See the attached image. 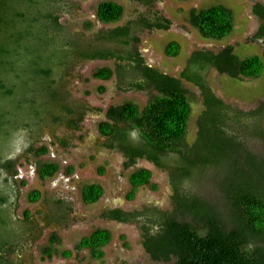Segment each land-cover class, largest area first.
I'll use <instances>...</instances> for the list:
<instances>
[{
  "label": "trees",
  "instance_id": "16d2710c",
  "mask_svg": "<svg viewBox=\"0 0 264 264\" xmlns=\"http://www.w3.org/2000/svg\"><path fill=\"white\" fill-rule=\"evenodd\" d=\"M62 1L0 0V229L13 221L18 198V187L13 178L15 158L12 153L3 154V150L10 145L12 133L25 126L22 114L27 107H33L36 100L29 85L31 77H25L24 60L31 53H47L46 48L54 40L50 28L56 30L58 27V9ZM135 1L149 7L153 0ZM253 12L260 25L250 39L261 42L264 53V5H255ZM95 14L103 23H115L122 17L123 7L115 1L104 0L96 5ZM153 18L151 21L141 15L137 20L116 25L98 36V41L112 42L117 48L79 47L70 40L64 41V45L70 47L67 61H64L66 65L77 60L111 58L115 68H97L92 77L107 80L115 75L119 90L151 91L141 107L132 101L109 105L104 112L105 119L98 123L105 147L121 152L125 167L144 158L161 169H172L173 210L149 217L159 224V230L151 232L144 226L143 246L152 258L174 259L175 264H264V161L257 159L240 138V123L244 120L259 118L261 123L264 121V100L256 108L242 111L217 97L206 81L207 70L212 67L231 77L256 78L263 70V60L258 54L240 58L234 53V46L228 44L217 52L193 50L177 76L167 74L149 66L136 49L137 38L133 31L138 27L167 29L170 26L169 19L164 16L156 13ZM188 21L203 38L212 40L224 38L234 27L232 9L222 3L191 8ZM179 51L176 41L168 42L164 49L168 56H176ZM34 64H31V72L35 77H43L47 87L55 82L52 61L45 59L43 66L37 61ZM58 64L63 66V59ZM182 80L197 86L203 97L204 109L198 117L197 137L192 144L186 141L191 99ZM56 99L55 105L65 114L75 112L63 105V93L57 94ZM83 110L77 108L75 117L66 119L68 127L77 126ZM59 119V116L54 117V120ZM226 119L236 123L230 130L232 133L225 132ZM132 134H137L138 143L132 141ZM249 136L264 141L263 130L249 133ZM30 137L34 138L33 135ZM25 150L30 151L31 146ZM32 150L34 155L46 152L45 147ZM241 154L247 158L249 169L241 171L233 166L222 180L216 179L223 198L222 209L213 202L181 192L185 179L204 178L208 170L217 169L220 164ZM171 158L174 164L169 163ZM36 167L41 179L53 176L59 169L52 161L37 162ZM151 175V170L146 167L135 168L128 176L130 190L126 198L133 199L141 186L155 188ZM102 194L103 187L97 182L81 187V198L86 204L96 202ZM39 196V191L33 189L28 200L34 202ZM140 214L119 208L104 213L107 218L120 222L134 221ZM30 222L25 219L24 237L34 234ZM111 237L110 230L97 227L81 236L72 251H59L56 248L58 237L53 232L42 252L49 258L52 255L68 257L72 252L87 249L92 258L101 259L103 247ZM14 245L16 242L0 239V264H16L6 258Z\"/></svg>",
  "mask_w": 264,
  "mask_h": 264
},
{
  "label": "rangeland",
  "instance_id": "374dc122",
  "mask_svg": "<svg viewBox=\"0 0 264 264\" xmlns=\"http://www.w3.org/2000/svg\"><path fill=\"white\" fill-rule=\"evenodd\" d=\"M101 1L104 0L60 2L58 27L56 30L50 28L54 40L46 48L47 53H31L24 60L25 77H31L29 85L33 88L36 100L33 107H27L22 114L25 126L12 133L10 145L3 150V154L12 153L15 158L13 178L18 187V198L13 221L0 229V239L16 242L10 252L6 253V258L16 264H175L174 259L164 261L152 258L142 242L144 226L151 232L159 230V224L149 217L173 210L172 169H161L144 158L125 167L121 152L106 148L105 138L98 130V123L105 119L104 112L109 105L132 101L141 107L151 91L119 90L115 75L107 80L92 77V72L97 68L108 66L114 69L115 62L111 58L77 60L66 65L64 61H67V50L70 47L65 46L64 41L70 40L79 44V47L117 48L112 42L98 41V36L116 25L137 20L141 15L152 21L157 13L169 19L170 26L167 29L138 27L133 31L137 38L136 49L149 66L177 76L192 50L217 51L228 44L234 46V52L240 58L260 55L264 65L263 44L250 39L260 25L253 12L254 6L264 5V0H153L149 7L135 0H112L123 7L122 17L115 23H103L97 19L96 5ZM218 3L232 9L234 27L220 40L205 39L189 23V10ZM170 41L179 44L180 51L176 56H168L164 52ZM45 59L52 61L56 75L53 76L55 82L48 87L43 77H35L31 72L32 63L37 61L43 66ZM62 59L63 66L58 64ZM206 81L217 97L242 111L252 110L264 100V66L256 78L231 77L212 67L207 70ZM182 85L191 99L186 141L192 144L197 137L198 117L204 109L203 97L200 89L192 83L182 80ZM53 93L59 96L63 93V105L66 104L75 112L77 108L84 109L77 126H67L66 119L75 117V112L65 114L61 107L55 105L58 99L57 94L51 96ZM55 116L60 119L54 120ZM260 121L259 118H252L240 123V138L246 148L257 155V159L264 161V141L249 136V133L264 131V121ZM225 122L228 125L224 127L225 132L232 133L230 130L236 123L232 119H226ZM32 135L34 138L31 139ZM131 139L138 143L137 134H132ZM29 145L31 150L26 151ZM39 147H45L46 152L34 155L32 149ZM243 157L244 154H241L233 160L228 159L227 163L220 164L217 169L208 170L204 178L185 179L181 192L213 202L222 209L223 198L216 179L219 177L218 181L222 180L233 166L241 171L248 170L247 158ZM173 160L169 163L174 164ZM46 161L56 162L59 169L53 176L41 179L36 163ZM138 167L151 170V183L155 188L141 186L134 198L129 200L126 198L130 190L128 176ZM242 175L245 176L244 173ZM89 182L101 184L103 194L96 202L86 204L81 198V187ZM33 189H37L40 196L31 202L28 194ZM114 208L125 212L138 211L141 214L138 217L136 215L134 221L120 222L104 215ZM25 219L31 220L33 236L22 235L27 226ZM97 227L107 228L112 235L109 243L103 247L104 255L101 259L92 258L87 249L72 252L68 257L52 255L49 258L42 252L53 232L58 237L56 248L59 251H72L81 236Z\"/></svg>",
  "mask_w": 264,
  "mask_h": 264
},
{
  "label": "crops",
  "instance_id": "0c3cea01",
  "mask_svg": "<svg viewBox=\"0 0 264 264\" xmlns=\"http://www.w3.org/2000/svg\"><path fill=\"white\" fill-rule=\"evenodd\" d=\"M221 49V48H220ZM194 50H196V49H194ZM193 51V50H192ZM218 51V50H217ZM217 51H213V52H217ZM192 53V52H191ZM235 53V52H234Z\"/></svg>",
  "mask_w": 264,
  "mask_h": 264
}]
</instances>
